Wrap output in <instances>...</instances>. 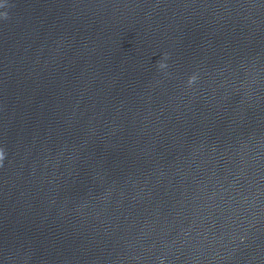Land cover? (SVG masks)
<instances>
[{"label": "water", "instance_id": "obj_1", "mask_svg": "<svg viewBox=\"0 0 264 264\" xmlns=\"http://www.w3.org/2000/svg\"><path fill=\"white\" fill-rule=\"evenodd\" d=\"M0 5V264H264V0Z\"/></svg>", "mask_w": 264, "mask_h": 264}, {"label": "clouds", "instance_id": "obj_2", "mask_svg": "<svg viewBox=\"0 0 264 264\" xmlns=\"http://www.w3.org/2000/svg\"><path fill=\"white\" fill-rule=\"evenodd\" d=\"M0 6H2V5H0ZM0 17H3V18H5V19H7V14H6V13H0ZM158 66H159L160 68H165V67H166V64H164V63H159ZM195 80H196V76H195V75L191 76V77L189 78V80H188L189 85L193 84V83L195 82ZM3 159H4V152H3V150H0V162H2Z\"/></svg>", "mask_w": 264, "mask_h": 264}]
</instances>
